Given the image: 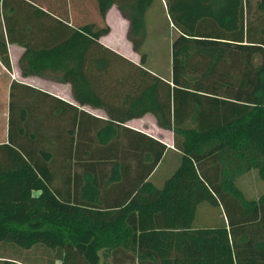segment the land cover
I'll return each mask as SVG.
<instances>
[{
    "label": "trees",
    "instance_id": "trees-1",
    "mask_svg": "<svg viewBox=\"0 0 264 264\" xmlns=\"http://www.w3.org/2000/svg\"><path fill=\"white\" fill-rule=\"evenodd\" d=\"M164 1L177 31L169 77L141 49L155 0H94L102 24L71 23L65 0H0V62L11 70L8 44L17 43L22 76L53 77L72 93L10 83L0 264H40L37 255L14 256L37 245L52 252L47 264H264V190L248 198L238 186L254 168L264 181V0ZM112 5L128 19L138 59L102 41ZM83 105L116 124L151 113L172 132L174 170L160 185L143 178L122 205L80 199L76 187L100 184V163L78 157L98 154L99 144L85 150L71 135ZM63 128L66 137L54 136ZM151 139L149 172L166 149ZM60 151L77 159L56 160ZM82 173L87 179L76 178Z\"/></svg>",
    "mask_w": 264,
    "mask_h": 264
},
{
    "label": "crops",
    "instance_id": "crops-1",
    "mask_svg": "<svg viewBox=\"0 0 264 264\" xmlns=\"http://www.w3.org/2000/svg\"><path fill=\"white\" fill-rule=\"evenodd\" d=\"M65 1L62 6L64 9L66 8L70 22L72 20V10L79 15L80 20L87 22L86 18L90 14L92 0ZM62 6L60 5V8ZM153 16H160L163 24L167 25L170 31L168 41L170 40L169 44H171L172 39L177 35L174 37L171 36L172 32L175 31L177 33V31L170 24L164 0H155L147 12V35L143 44L148 42L151 28L150 18ZM80 20L78 19L79 22L76 21L73 24H80ZM106 21L111 28L102 37L103 43L114 47L122 53H126L125 50L123 51L111 44H131L127 38V31L129 29L128 19L124 17L116 5H112L107 12ZM8 52L10 55L11 70H8L0 62V143L8 139V102L10 83L12 80L15 79L36 85L50 91L54 95L72 100V93L67 83L57 81L53 77L38 75L22 76L20 74L18 63L23 52L21 45L9 43ZM129 52L135 54L131 50V45L129 46ZM169 76L170 72L168 76L164 75V77ZM97 117L101 119L98 120L96 119ZM106 119H108V116L101 108L91 107L89 105L78 106L77 123L73 128L71 127V135L74 136V144L75 142H79L85 150L91 148L93 145L97 146L99 144L100 151L98 154L80 151L78 157L90 163H100V169L95 170V173H93L98 177V184H100L98 188L90 185H86L83 188H81L82 186H75L74 191L79 194L78 197L83 201H94L104 207H111L114 204L122 205L129 198L130 194L135 191V188L143 178L156 185H160L176 167L180 152L173 146L172 132L158 126L151 113H145L140 117L129 119L123 123L117 122L118 124L115 122H106ZM54 136L58 138H62L61 136L66 137L64 128L60 129L59 134L55 135L54 133ZM151 137L164 142L166 149L160 161L149 172V162L153 160L158 147V144ZM70 156H73V160L77 159L75 154L67 155L65 151L56 153L54 158L56 160H65ZM83 177L87 179L88 175L82 173L76 176L78 179ZM37 192L36 190L35 193Z\"/></svg>",
    "mask_w": 264,
    "mask_h": 264
},
{
    "label": "rangeland",
    "instance_id": "rangeland-1",
    "mask_svg": "<svg viewBox=\"0 0 264 264\" xmlns=\"http://www.w3.org/2000/svg\"><path fill=\"white\" fill-rule=\"evenodd\" d=\"M40 3L45 5L42 0H39ZM255 1V0H253ZM254 3V2H253ZM71 22L78 21L79 15L72 10L71 13ZM89 20H95L99 22L100 24L103 23V20L99 16L96 7L95 2L92 0V6L91 11L88 17L86 18V21ZM81 23L84 22L83 20H80ZM152 21V22H151ZM79 22V21H78ZM150 32L148 37V42L146 44L142 45V50L146 52L147 54V64L155 71H157L161 75H169L170 72V44L168 41V35L170 36V31L167 28V25L165 26L163 24V21L160 16L158 17H152L150 18ZM177 33L175 31L172 32L171 36H175ZM115 47H118L121 50H125L127 55L134 57L135 59L139 58V53L134 52L135 54H131L129 52V46L130 44H111ZM165 163V161H164ZM163 163V164H164ZM162 164V165H163ZM238 186L244 193V195L248 198L250 197H257L261 191L264 190V181L261 180V178L258 175L257 169H250L249 171L244 172L241 174V176L238 178ZM207 211L205 209H202L199 214V218L206 222L208 221L207 218ZM217 213V210L213 213V216ZM217 216L221 217L220 212L217 213ZM212 217V214H211ZM12 250V249H11ZM17 252H14L15 257L21 258V256L25 257L29 255V257H36L40 256V264H47L48 262L46 260L50 259L52 257V252L47 249L46 247H43L42 245H37L36 247H32L29 249H23L20 250L18 254ZM54 261V260H53ZM58 262L55 260V263ZM103 264H107L106 261L103 262Z\"/></svg>",
    "mask_w": 264,
    "mask_h": 264
}]
</instances>
